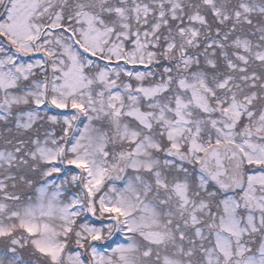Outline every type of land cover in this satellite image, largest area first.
I'll list each match as a JSON object with an SVG mask.
<instances>
[{
	"label": "snow or ice",
	"instance_id": "1",
	"mask_svg": "<svg viewBox=\"0 0 264 264\" xmlns=\"http://www.w3.org/2000/svg\"><path fill=\"white\" fill-rule=\"evenodd\" d=\"M0 264H264V0H0Z\"/></svg>",
	"mask_w": 264,
	"mask_h": 264
}]
</instances>
